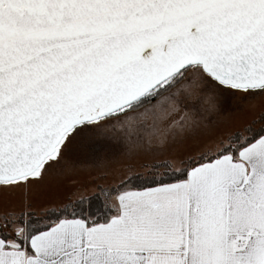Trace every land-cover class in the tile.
<instances>
[{
  "label": "snow or ice",
  "instance_id": "obj_1",
  "mask_svg": "<svg viewBox=\"0 0 264 264\" xmlns=\"http://www.w3.org/2000/svg\"><path fill=\"white\" fill-rule=\"evenodd\" d=\"M0 264H264V0H0Z\"/></svg>",
  "mask_w": 264,
  "mask_h": 264
},
{
  "label": "rangeland",
  "instance_id": "obj_2",
  "mask_svg": "<svg viewBox=\"0 0 264 264\" xmlns=\"http://www.w3.org/2000/svg\"><path fill=\"white\" fill-rule=\"evenodd\" d=\"M117 162H118V164H126V163H129L130 161H128L127 158L123 154H120L117 157ZM131 162L138 163L139 161L133 160ZM78 178H80V179L86 178V175H82L81 177H78Z\"/></svg>",
  "mask_w": 264,
  "mask_h": 264
}]
</instances>
